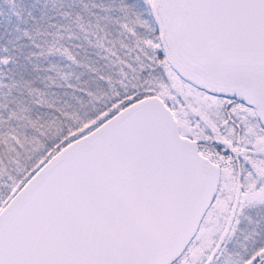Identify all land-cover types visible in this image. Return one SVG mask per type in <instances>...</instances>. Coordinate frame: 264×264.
<instances>
[{"label": "snow or ice", "instance_id": "6c2138e0", "mask_svg": "<svg viewBox=\"0 0 264 264\" xmlns=\"http://www.w3.org/2000/svg\"><path fill=\"white\" fill-rule=\"evenodd\" d=\"M0 264H264V0H0Z\"/></svg>", "mask_w": 264, "mask_h": 264}]
</instances>
